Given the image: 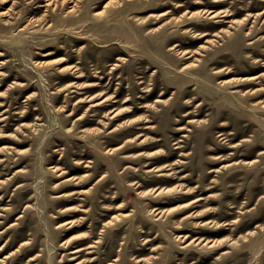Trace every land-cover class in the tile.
I'll use <instances>...</instances> for the list:
<instances>
[{
	"label": "rangeland",
	"instance_id": "374dc122",
	"mask_svg": "<svg viewBox=\"0 0 264 264\" xmlns=\"http://www.w3.org/2000/svg\"><path fill=\"white\" fill-rule=\"evenodd\" d=\"M0 264H264V0H0Z\"/></svg>",
	"mask_w": 264,
	"mask_h": 264
},
{
	"label": "bare ground",
	"instance_id": "6f19581e",
	"mask_svg": "<svg viewBox=\"0 0 264 264\" xmlns=\"http://www.w3.org/2000/svg\"><path fill=\"white\" fill-rule=\"evenodd\" d=\"M73 8V7H72ZM210 13H211V15L212 16H217L218 15V13L220 12V10H208ZM166 13V12H165ZM224 14H226V13H224ZM206 33H204L203 35H205ZM70 69H71V67H69ZM62 69H68V67H64V68H62ZM246 77V76H245ZM250 77V76H249ZM252 77V76H251ZM257 76H253V78H256ZM244 79H246V78H244ZM247 79H249V78H247ZM90 85H92V86H96V85H98V83H93V84H90ZM106 100H108V96L107 97H105V98H103V100L101 101V102H104V101H106ZM101 102H99V104L101 103ZM96 104H98V103H96ZM121 111V108L120 109H116V110H114V112H115V114H117V113H119ZM115 116V115H114ZM119 146V145H118ZM54 167V166H53ZM56 167V166H55ZM152 168V167H151ZM157 168V170H159V169H161V167L159 168V167H156ZM152 170V169H151ZM68 179V178H67ZM165 189H167V188H165V187H159V188H157V192H161L162 190H165ZM169 190V189H168ZM80 193V192H79ZM189 203V202H188ZM72 206V205H71ZM77 207V206H76ZM111 208V207H110ZM173 208H175V207H173ZM73 209V208H72ZM172 209V208H171ZM159 210V209H158ZM160 212L162 211V210H159ZM75 212V211H74ZM117 215V214H116ZM74 220H71L70 222H73ZM107 222H110V221H107ZM74 235V234H73ZM72 236V235H71ZM77 236V235H76ZM69 241V240H68ZM77 249L74 251V252H77V251H80V250H82L83 248H81V247H79V246H77L76 247ZM89 248V247H88ZM72 249V248H71Z\"/></svg>",
	"mask_w": 264,
	"mask_h": 264
}]
</instances>
